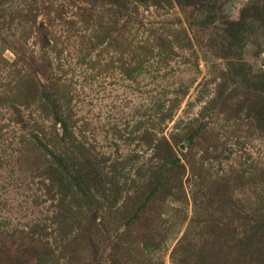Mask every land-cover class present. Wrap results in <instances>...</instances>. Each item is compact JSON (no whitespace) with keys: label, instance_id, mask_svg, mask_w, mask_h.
Listing matches in <instances>:
<instances>
[{"label":"rangeland","instance_id":"1","mask_svg":"<svg viewBox=\"0 0 264 264\" xmlns=\"http://www.w3.org/2000/svg\"><path fill=\"white\" fill-rule=\"evenodd\" d=\"M0 264H264V0H0Z\"/></svg>","mask_w":264,"mask_h":264}]
</instances>
